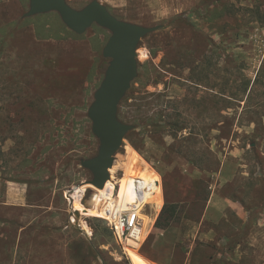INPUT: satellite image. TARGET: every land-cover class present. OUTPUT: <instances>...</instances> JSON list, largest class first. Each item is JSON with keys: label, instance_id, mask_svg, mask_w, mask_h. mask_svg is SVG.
<instances>
[{"label": "rangeland", "instance_id": "1", "mask_svg": "<svg viewBox=\"0 0 264 264\" xmlns=\"http://www.w3.org/2000/svg\"><path fill=\"white\" fill-rule=\"evenodd\" d=\"M67 1L79 8L90 0ZM99 1L120 19L163 24L138 47V77L120 105L137 128L116 154L113 174L146 170L161 182L162 208L177 206L168 226L176 231L164 237L152 221L140 252L180 264L182 198L194 195L196 218L211 183L232 190L226 180L235 169L240 184L244 170L252 182L263 178L264 0ZM28 2L0 0V201L21 192L34 206L26 216L12 213L14 227L27 228L16 255L0 235V264H130L98 214L81 215L89 235L69 226L65 195L90 178L79 158L96 152L86 112L107 66L109 32L92 25L78 35L56 12L22 18ZM146 213L154 220L153 208Z\"/></svg>", "mask_w": 264, "mask_h": 264}, {"label": "crops", "instance_id": "2", "mask_svg": "<svg viewBox=\"0 0 264 264\" xmlns=\"http://www.w3.org/2000/svg\"><path fill=\"white\" fill-rule=\"evenodd\" d=\"M223 168L224 162L216 172H212L213 175L220 176ZM237 173L238 171L235 169L232 179L226 180L228 183H233L232 190L225 191L223 183H211L208 186L201 211L196 218L190 217L189 211L190 207H193L190 206V201L195 199L194 195L193 200L186 196L182 198L181 203H186L185 213H187L185 217L182 216V259L180 264H219V261L221 264H264V173L262 174L263 178L256 183L252 182L254 178L244 170L241 172L243 176L241 184L233 179L238 175ZM153 179L154 192L145 199L142 207V215L145 216L143 236L152 221H156L159 217L161 212H157L162 208L163 203L161 182L154 177ZM9 193L11 194L8 196L14 200L0 201V209L3 210L0 216V220H2L0 235L7 245V249L11 251L12 246L16 255L22 233L26 230L27 225L17 223L18 227H14L16 225L13 220L16 217L12 216V213L18 214V217L26 216L25 211L34 206L23 200L24 195L21 192L16 196L18 197L16 199L12 194L16 192ZM193 205L196 206L195 203ZM147 206L153 208L156 215L154 220L146 213ZM172 229L173 227L157 228L159 234L164 237L172 235ZM86 234L89 235V233ZM133 252L131 251V254L136 264H173L172 261L151 260L144 256L140 250L135 251V254ZM8 254L9 252H7ZM69 264H75V262L72 261Z\"/></svg>", "mask_w": 264, "mask_h": 264}, {"label": "water", "instance_id": "3", "mask_svg": "<svg viewBox=\"0 0 264 264\" xmlns=\"http://www.w3.org/2000/svg\"><path fill=\"white\" fill-rule=\"evenodd\" d=\"M48 12H56L62 23L78 35L92 25L109 32L102 48V57L108 60L107 66L86 112L91 133L97 140L96 152L79 158L80 166L89 172L90 178L68 188L65 193L70 210L69 225L84 233L79 223L80 212L74 206L73 188L90 184L101 189L110 178L109 167L116 151L127 134L136 128L135 124L120 118L119 108L132 82L138 77V47L147 35L163 27V24L148 26L120 19L99 0H90L79 8L73 7L67 0H29L28 9L21 17ZM87 192L89 196L93 193L91 188H87Z\"/></svg>", "mask_w": 264, "mask_h": 264}, {"label": "bare ground", "instance_id": "4", "mask_svg": "<svg viewBox=\"0 0 264 264\" xmlns=\"http://www.w3.org/2000/svg\"><path fill=\"white\" fill-rule=\"evenodd\" d=\"M140 56H147V51L143 49L141 51ZM125 140L122 142L118 150L116 151L114 155V160L112 165L109 167V173L110 178L106 181V184L103 188H96L90 184L85 185H78L73 188V199H74V206L79 210L80 212V218L81 213H90V214H98L100 217L106 216V213L108 211V207L106 206V196L107 191L109 188L113 189L114 194H117L118 196V203L119 207H130L133 205L134 202L136 204L141 206L140 213L142 214V207L144 205L145 199L154 192L155 186H154V179L151 176V174L146 171H140L138 175H133L129 171L128 174L125 177H120L117 179L114 177V171L116 166H114V163L116 164V154L121 149L122 145L124 144ZM118 168V167H117ZM87 186H91L93 193L91 196H89L88 201H85L84 195L85 190ZM143 221L145 222V216L142 215ZM79 223L81 227L84 229L85 233H91L89 226L85 221L82 219H79ZM143 238V235H142ZM130 245L138 247V244H135L133 241H129ZM131 251H134L135 254L136 249L133 248H127L126 253L127 257L130 261V264H136L135 260L131 254Z\"/></svg>", "mask_w": 264, "mask_h": 264}, {"label": "built area", "instance_id": "5", "mask_svg": "<svg viewBox=\"0 0 264 264\" xmlns=\"http://www.w3.org/2000/svg\"><path fill=\"white\" fill-rule=\"evenodd\" d=\"M118 200L117 194H114L113 189L109 188L105 202L108 211L106 216L102 218L110 228L115 241L121 246L124 255L127 257V248H133L138 251L141 249L146 237L143 236L142 238L145 227L142 214L140 213L141 206L134 202L128 208L119 207ZM129 241H133L139 246L130 245Z\"/></svg>", "mask_w": 264, "mask_h": 264}, {"label": "trees", "instance_id": "6", "mask_svg": "<svg viewBox=\"0 0 264 264\" xmlns=\"http://www.w3.org/2000/svg\"><path fill=\"white\" fill-rule=\"evenodd\" d=\"M125 99H126V97H125ZM125 99H124V100H125ZM124 100H123V101H124ZM123 101H122V102H123ZM120 105H122V103H121ZM119 115H120V108H119ZM120 118H121L122 120H124L123 117H122L121 115H120ZM124 121H125V120H124ZM126 122H130V121H126ZM132 123L135 124V125H136V128H137V124L134 123V122H132ZM128 134H129V133H128ZM128 134H127V136H128ZM127 136H126V137H127ZM139 170H140V169H138V170H136V171L139 172ZM165 212L168 214V216H167V218H166V222H164V224L161 225L160 220H161V218L163 217V215H164ZM176 213H177V206H176V204H174V203L167 204V202H165V204H164V206H163V208H162V210H161V213H160L159 217L157 218V220H156V222H155V226H156V227H161V228H166V227L170 226L171 223H172V221L174 220V218H175V216H176Z\"/></svg>", "mask_w": 264, "mask_h": 264}]
</instances>
